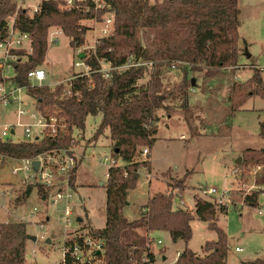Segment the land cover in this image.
Listing matches in <instances>:
<instances>
[{"label":"rangeland","instance_id":"obj_1","mask_svg":"<svg viewBox=\"0 0 264 264\" xmlns=\"http://www.w3.org/2000/svg\"><path fill=\"white\" fill-rule=\"evenodd\" d=\"M41 1L16 0L17 9H26L33 15ZM59 1L64 9L75 5L87 11L91 7L88 0H74L72 4ZM94 1L95 18L81 21L88 27L84 45L74 46L61 27H49V48L45 61L40 64L47 72L43 86L52 90L58 85L66 86L69 79L83 68L75 66L76 62H85L80 54L89 56L99 38L114 32L115 25L107 22L108 18L115 20L114 12L104 1ZM238 4L240 37L236 66L187 74L182 65L161 70L162 105L155 111L156 141L153 146L140 149L149 147L151 168L141 169L137 187L129 192V204L124 207L123 213L129 220L138 218L140 209L150 196L162 192L172 193L174 208L189 209L195 218L191 222L193 235L188 243L181 239L174 242L165 231L153 235L152 249L157 256L155 264H171L185 248L200 256L205 255L204 245L207 241H216L218 234L208 222L196 216L195 197L216 201L225 192L230 200L226 205L228 212L218 214L216 223L228 235L227 264H258L264 261V213L259 212L264 205V161H249L245 165L250 157L244 154L247 149H264L260 126L264 122V97L250 88L247 89L250 97L239 110L232 114L230 106L233 85L244 84L255 69L261 70L264 81V0H238ZM102 9L103 13L100 12ZM23 50L29 53L30 49ZM26 60L27 57L23 56L22 61ZM14 75L13 69L7 71L5 86L14 84ZM149 79L148 72L140 83ZM185 81L189 83V90L183 94L177 89ZM31 83L38 84V81L32 79ZM22 96V108L36 113V99L31 98L26 90H23ZM19 108L18 102L0 104V137L4 127L10 126L16 127L14 142L26 139L24 127L18 123H34L36 119L31 114L20 116ZM101 121L102 114L89 115L85 129H75L73 133L69 154L75 157L78 164L75 183L70 182L73 194L70 202L75 207L70 228L65 227L61 219L66 208L65 200L54 202L52 197L61 182L57 181L52 187L42 185L49 192L48 199L44 200L38 194L39 183L33 179L31 171L24 168V162L14 158L3 161L0 157V222L25 223L28 234L37 238L26 242L25 257L29 263L62 264V247L67 233H86L89 226L95 229L105 227L107 192L100 182H107L108 169L114 161L122 166L126 162L122 158H114V142L109 129L96 138ZM141 153L136 156L138 161L145 160ZM239 158L242 159L237 163ZM16 167L21 168L18 173L13 171ZM26 174L31 177L25 179ZM28 186L34 189L29 197H25ZM209 188L218 190L217 197L205 194ZM253 191L261 192L257 207L244 201L245 195ZM78 217H82L83 221L79 222ZM236 247L242 248V251H236Z\"/></svg>","mask_w":264,"mask_h":264},{"label":"trees","instance_id":"obj_2","mask_svg":"<svg viewBox=\"0 0 264 264\" xmlns=\"http://www.w3.org/2000/svg\"><path fill=\"white\" fill-rule=\"evenodd\" d=\"M114 12V32L98 39L95 50L85 56L90 66V76L72 80L70 86L31 85L28 73L45 61L48 29L52 25L62 28L71 43L80 47L85 43L88 27L84 19L95 18V1L88 0L90 10L80 7L64 9L59 0H43L32 15L26 9H17L16 0H0V34L8 28L14 15L15 26L32 38V52L18 50L26 61L14 65V83L25 86L28 95L36 99L38 110L45 115L63 118L65 127L56 136H46L37 141L13 142L0 137V157L33 159L45 151L70 148L75 129H85L89 115L102 114V121L95 133L98 139L106 130L114 142L112 154L126 164L108 169V180L103 186L107 192L106 225L102 229L89 226L87 235L104 239L102 257L105 264H155L157 256L152 249L153 235L168 232L174 242L188 243L193 235L191 222L195 216L189 209L174 208L172 193L153 194L140 209L139 217L129 220L123 210L129 192L137 187L142 168H151L149 155L138 161L136 156L144 146H153L157 129L155 111L162 105L160 74L164 68L183 66L185 74L236 66L239 61V4L238 0H102ZM100 10V9H99ZM103 13V9L100 11ZM152 62L153 65L129 67L111 72L103 78L100 61L106 60L113 67L126 64L129 59ZM260 69H255L244 84H235L230 94L232 114L250 97L247 89H254L264 97V81ZM149 72L150 79L140 83ZM0 68V81H3ZM188 84V85H186ZM186 81L177 91L189 90ZM264 136V122L260 123ZM249 161H264V149H247ZM263 156V157H262ZM77 168L71 176L76 180ZM33 186H28L29 197ZM39 196L46 200L48 190L37 185ZM259 191L248 193L245 202L259 205ZM226 205L217 204L200 196L195 197L196 216L217 231L216 241H207L204 256L185 248L172 264H227L228 235L217 225L218 214L227 213ZM25 223L0 222V264H37L26 260L28 240ZM264 264V261L258 263Z\"/></svg>","mask_w":264,"mask_h":264},{"label":"built area","instance_id":"obj_3","mask_svg":"<svg viewBox=\"0 0 264 264\" xmlns=\"http://www.w3.org/2000/svg\"><path fill=\"white\" fill-rule=\"evenodd\" d=\"M65 1L69 4H72L74 0ZM74 6L72 5L69 8H72ZM37 10L38 7H36L34 13ZM107 22L114 25L113 18H108ZM24 48L30 49L29 53L32 52V38L28 33L21 31L15 26V18L13 17L12 21H9L6 33L3 36L0 34V68L2 69L3 73V81H0V104H10L13 102H18L20 106L18 114L20 116H24L26 114L32 115L34 119H36L34 123L20 122L18 123V125L24 127L26 139L23 141H37L39 139H43L46 136H56L59 131L65 127V123L63 121V118H60L56 115L47 116L39 110H36V113L24 110L22 108L24 104L22 93L23 90L27 91V88L25 86H20L14 82L13 85H9L8 87L5 86L4 79L6 77V73L10 69L14 70L15 63L22 61L23 56L20 57L17 51L23 50ZM141 65L152 66L153 63L134 61L131 58L126 64L113 67L106 60H101L100 69H98V72L101 73L103 78L107 79L111 77L112 71H118ZM75 66H83V68H81L69 79V82L66 83L69 86L72 80H75L80 76H90L91 73L90 66L84 61L76 62ZM28 78L30 79V83L32 79L38 81V84L31 83V85L43 86V82L47 79V72L41 66H39L35 69H32L28 73ZM15 134L16 127H4L1 133V138L13 141V137ZM149 153L150 149L149 147H146L142 150L141 154L145 156V159H147ZM35 160L40 161V166L37 171L33 166V162ZM106 160H108L107 157ZM21 161L25 163L24 168L31 171L33 179H35V181L40 185H43L45 187H52L55 186L57 181L61 182L62 185L55 188V190L53 191L54 195L52 197L55 198L54 202L65 200L66 208L61 215V219L65 227L70 228L73 224L72 216L75 211V207L70 202L73 199V194L71 192L72 188H70V178L74 174V170L77 168L78 164L75 157L69 154V149L61 148L51 151H45L44 153L39 154L33 159H22ZM116 164V161H114L113 165ZM20 170L21 168L16 167L13 171L14 173H18V171ZM30 177L31 176L29 174L25 175V179H28ZM61 177L63 178L61 179ZM205 194L212 197H217L216 195L218 194V190L216 188H209L205 190ZM1 195L2 192H0V196ZM217 198L218 199L216 201H213L217 204L227 205V202H230L229 198L226 195V192L218 196ZM243 204L244 203H242V205ZM259 212L264 213V205L260 208ZM86 233H67L65 243L62 247V264H105L102 257V253L104 251V239L93 237L91 235H87ZM98 251L100 252L98 253ZM236 251H242V248L236 247ZM179 255L180 253H178V256Z\"/></svg>","mask_w":264,"mask_h":264},{"label":"water","instance_id":"obj_4","mask_svg":"<svg viewBox=\"0 0 264 264\" xmlns=\"http://www.w3.org/2000/svg\"><path fill=\"white\" fill-rule=\"evenodd\" d=\"M81 59H83L84 57H85V54H80V56H79ZM194 82V81H193ZM194 85V84H193ZM241 159L242 158H240L239 159V161H237V163H239L240 161H241ZM33 166H34V169L37 171L38 169H39V166H40V161L39 160H35L34 162H33ZM101 184H104V183H101ZM127 204H128V202H127ZM78 221L79 222H82L83 221V218L82 217H78ZM28 239H32V240H36L37 238L35 237V236H32V235H30V234H28ZM100 251H98V253H99ZM164 259H165V257H164Z\"/></svg>","mask_w":264,"mask_h":264},{"label":"crops","instance_id":"obj_5","mask_svg":"<svg viewBox=\"0 0 264 264\" xmlns=\"http://www.w3.org/2000/svg\"><path fill=\"white\" fill-rule=\"evenodd\" d=\"M239 159H240V158H239ZM239 159H238V161H239ZM107 177H108V175H107ZM101 183H104V182L101 181L100 184H101ZM151 196H152V195H151ZM151 196H150V197H151ZM128 197H129V196H128ZM128 204H129V201H128ZM128 204H127V205H128ZM175 208H176V207H175ZM165 259H167V258H165ZM176 260H177V259H176ZM176 260L172 261V263H174ZM172 263H171V264H172Z\"/></svg>","mask_w":264,"mask_h":264}]
</instances>
